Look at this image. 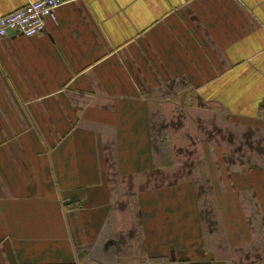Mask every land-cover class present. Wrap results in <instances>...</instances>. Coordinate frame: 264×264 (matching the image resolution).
Segmentation results:
<instances>
[{
  "label": "crops",
  "instance_id": "1",
  "mask_svg": "<svg viewBox=\"0 0 264 264\" xmlns=\"http://www.w3.org/2000/svg\"><path fill=\"white\" fill-rule=\"evenodd\" d=\"M0 264H264V0H63L0 38Z\"/></svg>",
  "mask_w": 264,
  "mask_h": 264
},
{
  "label": "built area",
  "instance_id": "2",
  "mask_svg": "<svg viewBox=\"0 0 264 264\" xmlns=\"http://www.w3.org/2000/svg\"><path fill=\"white\" fill-rule=\"evenodd\" d=\"M63 0H33L0 17V38L10 33L34 36L45 29L46 20Z\"/></svg>",
  "mask_w": 264,
  "mask_h": 264
},
{
  "label": "rangeland",
  "instance_id": "3",
  "mask_svg": "<svg viewBox=\"0 0 264 264\" xmlns=\"http://www.w3.org/2000/svg\"><path fill=\"white\" fill-rule=\"evenodd\" d=\"M173 124L174 125H170L169 130L172 131V132H176L177 128H173V127H175L176 124H178V125L181 124L180 119H178V122L174 121ZM177 133H179V132H177ZM168 137H169L170 146H172V148H174L173 149V157L175 159V158L179 157L178 155L180 154V150H181L180 135L179 134L178 135H172V136L169 135ZM158 138H159V140L165 139V134L162 133L160 136H158ZM165 141H166V139H165ZM207 202L212 203L211 199L209 200V198H207Z\"/></svg>",
  "mask_w": 264,
  "mask_h": 264
}]
</instances>
